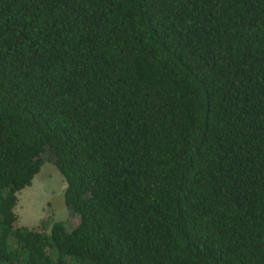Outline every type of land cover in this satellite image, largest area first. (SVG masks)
Listing matches in <instances>:
<instances>
[{
	"label": "trees",
	"instance_id": "obj_1",
	"mask_svg": "<svg viewBox=\"0 0 264 264\" xmlns=\"http://www.w3.org/2000/svg\"><path fill=\"white\" fill-rule=\"evenodd\" d=\"M0 264H264V0H0Z\"/></svg>",
	"mask_w": 264,
	"mask_h": 264
},
{
	"label": "rangeland",
	"instance_id": "obj_2",
	"mask_svg": "<svg viewBox=\"0 0 264 264\" xmlns=\"http://www.w3.org/2000/svg\"><path fill=\"white\" fill-rule=\"evenodd\" d=\"M65 188V180L54 163L45 162L31 184L16 195L18 224L48 231L52 223L61 222L73 229L77 218L65 206Z\"/></svg>",
	"mask_w": 264,
	"mask_h": 264
}]
</instances>
